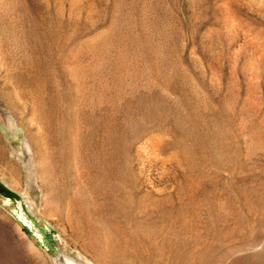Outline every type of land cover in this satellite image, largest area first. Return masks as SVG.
<instances>
[{
  "label": "rangeland",
  "instance_id": "rangeland-1",
  "mask_svg": "<svg viewBox=\"0 0 264 264\" xmlns=\"http://www.w3.org/2000/svg\"><path fill=\"white\" fill-rule=\"evenodd\" d=\"M0 264H264V0H0Z\"/></svg>",
  "mask_w": 264,
  "mask_h": 264
}]
</instances>
